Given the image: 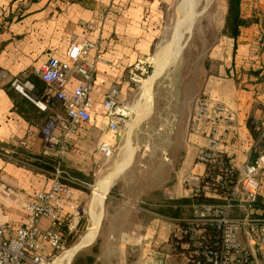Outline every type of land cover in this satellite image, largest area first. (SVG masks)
Listing matches in <instances>:
<instances>
[{"label":"crops","instance_id":"obj_1","mask_svg":"<svg viewBox=\"0 0 264 264\" xmlns=\"http://www.w3.org/2000/svg\"><path fill=\"white\" fill-rule=\"evenodd\" d=\"M162 1L0 0V227L7 228L10 236L24 226L25 206L33 194L50 187V171L42 162L57 159L58 153L47 148L42 128L49 117L63 114L64 110L54 97L48 112L41 113L28 99L12 90L9 83L15 79L29 82L33 90L28 95L42 101L49 90L31 75L32 70L44 65L51 57L65 58L73 40L85 37L96 47L86 58L95 65L94 107L90 122L69 141L61 160L71 179L67 185L76 197L77 210L87 215L89 227L88 212L94 189L114 177L103 200L97 235L75 254L73 263L76 259H91L92 264H154L161 261L154 248L165 240L164 223L188 217V213L182 214V202L189 199L183 178L194 173L195 158L202 148L203 138L193 134L190 137L191 144L195 141L197 149L193 144H187L189 135L184 144L179 141L183 151L180 162L185 159L183 169L173 170L170 158L165 155L153 172H129L136 153L131 134L140 125L141 128L145 125L141 113L146 108L142 106L141 111L135 110L133 115L138 113L139 120L131 118L130 124L124 126L126 132L121 138L123 127L116 132L109 131V119L102 104L112 88L118 92L119 104L132 103L130 97H125L129 93L128 75L136 65H147L152 60L160 37ZM239 8L242 19L256 22L241 29L232 43L222 42V46L213 48V57H219V51L227 57L224 69L229 72L226 76L220 75L222 79H213L205 90V95L226 105L236 123L239 142L227 151L236 169L264 153L256 152L264 144V0H240ZM237 67L257 72L254 73L257 76L246 77L248 85L243 87L244 91L234 83L240 78L235 79ZM74 80L80 78L74 76ZM54 91L52 88L51 92ZM231 96L237 99L230 101ZM191 112L184 125L176 117H171L169 124L166 118L162 123L161 114H155L154 109L153 118L148 119L145 129L154 130L155 135L145 141L161 142L164 138L163 142L168 139L170 145L172 139L163 137L160 132L174 129L176 123L185 127L187 136ZM150 113L151 109L147 114ZM102 144H106L112 154L113 148L122 151L121 163L128 153L126 146L130 145L133 154L124 168L128 169L126 172L124 169L123 172H94L98 148ZM256 210L255 218L264 220V190ZM235 211L238 210L233 213ZM70 218L65 210L60 223L66 224ZM233 218H242V214L239 212V216ZM49 229L50 222L42 220L41 235ZM246 232L244 229L241 240L248 245ZM167 250L163 246L159 252ZM251 250L257 264H264V247L255 245ZM51 254L43 243L41 255L49 257ZM168 262L175 263L166 260L164 264Z\"/></svg>","mask_w":264,"mask_h":264},{"label":"built area","instance_id":"obj_2","mask_svg":"<svg viewBox=\"0 0 264 264\" xmlns=\"http://www.w3.org/2000/svg\"><path fill=\"white\" fill-rule=\"evenodd\" d=\"M91 49L96 47L85 37H77L65 58L51 57L32 70L31 75L49 90L42 101L28 95L33 90L29 82L15 79L9 83L12 90L28 99L41 113L48 112L54 97L62 104L64 113L49 117L42 128L47 148L58 153V163L50 174V187L33 194L25 206L24 226L13 235L10 236L7 228L0 227V264H49L56 254L65 251L67 238L75 234L80 214L76 197L67 185L71 179L61 165V157L69 141L91 120L95 65L86 60ZM144 73V65H136L129 72L130 82L140 84ZM74 76L80 80H74ZM117 97L116 88H112L102 104L110 132L124 127L131 115L126 105L117 102ZM188 129L203 138V145L195 158L194 173L183 178V185L190 199L203 201L191 202L188 217L164 223L165 240L154 248L161 261L154 264H164L172 258L184 264H257L251 248L264 247V220L255 218L264 190V153L238 169L232 166L227 151L239 142L236 123L226 106L208 95L194 99ZM100 152L106 158L112 154L106 144L101 145ZM222 159L228 161L231 168L216 174L210 172ZM233 170L235 172H230ZM211 176L213 182L210 184L206 181ZM227 178L234 179L232 186ZM65 210L71 218L62 225ZM234 210H238L242 218H233ZM44 219L50 222V229L41 235L40 222ZM244 229H247L248 245L241 240ZM43 243L52 252L51 256L41 255ZM163 246L168 250L159 252Z\"/></svg>","mask_w":264,"mask_h":264},{"label":"rangeland","instance_id":"obj_3","mask_svg":"<svg viewBox=\"0 0 264 264\" xmlns=\"http://www.w3.org/2000/svg\"><path fill=\"white\" fill-rule=\"evenodd\" d=\"M181 1L182 0H163L161 3L162 17L161 24L158 26L160 37L156 48L152 52V60L149 62V64L144 65V70L146 73H144V75L140 78L141 84L130 82L128 75L127 81L129 84V93L125 97H130L129 100L130 102L132 101L130 105H127L128 109L130 110V114L133 115L137 109L141 111L142 106L147 108L146 111L144 110L145 113H141V118L143 122H145V125H143V128H141L140 125L138 128H136L133 134H131L133 137L132 147L136 150V153L131 166L128 168L130 169L129 172H153L157 168L159 160L161 158H165V155L170 158V165L172 166L173 170L183 169L185 159L183 162H180L181 157L183 156V151L179 141H182L184 144L186 137L189 135V141L187 144H193L194 148L197 149V144H195V141L192 142V144L190 141L192 133H190L188 129L190 134H187L186 136L185 127L179 126L176 123L174 129L168 131L163 130L160 132V135L163 137H170L172 139L170 145L168 144V139L165 141V143L163 142L164 138L161 142L147 143L148 141L145 140L152 138L155 135L154 130L149 131L145 129L147 121L149 118H153L155 109V114H161L162 123H164V118H166L167 123L170 124L172 118L176 117V119L180 120V124L184 125L186 118L189 116L192 110L194 99L200 95H205V90L209 85H211V81L213 79L220 78V75L226 76L229 72L228 69H224V65L228 63V60L222 51H219V57L212 56L213 48L215 46H222V42L232 43L231 40H233L231 30L228 31L226 27L228 0H211L208 6L203 1H199L197 6L198 12L201 13L205 8H208L199 18L196 19L190 35L184 38L185 46L178 59L172 64L168 65L162 73L158 74L152 85L151 97L145 102V99L143 98L145 88L144 85H146L148 80H150L151 76L155 72V65L153 61L157 57L156 55H158L161 47L167 46L176 37V22L178 18L177 11ZM251 70H244L238 67L235 70V79L238 76L240 78L235 80L234 83L238 88H240V90L244 91L243 87L248 85V82H246V77H249L250 75L257 76L254 74L257 72ZM137 74L139 75V73ZM235 98L236 97L231 96L229 100L234 101ZM240 100L243 99L240 98ZM150 109L151 113L147 114ZM132 115H130L128 120L125 121V126L130 124L129 120L131 118V120H139L138 113L137 116L135 115V117ZM131 128L132 127L130 126L129 130H131ZM121 130L120 137L122 138L126 130L124 127L121 128ZM169 131L172 133L169 134ZM114 137L118 138L116 135ZM127 146L128 147L126 148H129L128 157H132L133 149H131L129 144H127ZM100 147L101 145L99 146L98 151L100 150ZM258 151L264 152V144H261L260 147L257 148L256 152ZM122 155V151H119L116 148H113V154L109 158L103 156L99 151V157L95 159L94 163V172H115V169H117L118 166L122 164ZM171 162L173 164H171ZM174 162L176 163L175 165ZM98 187L99 186H97L94 191H96ZM94 193L95 192H93V194ZM185 200H187L185 202L189 203L187 206H185V203H182V208L184 209L182 214H189V206L194 200L190 198ZM90 212L91 207L88 212L89 215ZM101 212L102 207L100 211L99 224L101 220ZM79 213L80 221L76 227L75 234L71 235L73 236L72 240H70L72 243H68L67 240L65 251L61 254H56L49 264H64L62 260L65 257L66 252L78 245L85 237L87 233L86 231H88L87 229L89 227L88 217L81 212ZM232 216H239V212L235 211ZM93 238L89 242H91ZM76 255L72 258L70 264H73V260L75 259ZM170 260H173L175 262L174 264H184L178 259L172 258ZM168 264H173V262H168Z\"/></svg>","mask_w":264,"mask_h":264},{"label":"bare ground","instance_id":"obj_4","mask_svg":"<svg viewBox=\"0 0 264 264\" xmlns=\"http://www.w3.org/2000/svg\"><path fill=\"white\" fill-rule=\"evenodd\" d=\"M199 1H203L208 6L211 0H182L181 1L178 7V11H177L178 18L176 22V37L172 40L170 44H168L167 46L161 47V49L158 52V55H156L157 57L153 61L155 65V72L151 76L150 80H148L146 85H144L145 88H144L143 98L145 99V102L148 101L151 97L152 85L155 79L157 78L158 74L162 73L168 65L172 64L178 59V57L180 56L185 46L184 38L190 35L193 29V26L196 22V19L199 18L202 15V13L205 12L206 9L208 8V7L205 8L201 13L198 12L197 6H198ZM140 84H141V81H140ZM128 151H129V148H128ZM128 155L129 154L127 153L122 164L119 165L117 169H115V172H122L123 169L127 167L126 165L128 164L130 157H131V156L128 157ZM113 177L109 178L107 181L100 184L98 189L94 191L95 193L93 194L91 212L89 215L90 227L88 228V231L85 237L83 238V240L78 245L73 247L71 250L66 252L65 257L62 260L64 264H70L72 258L77 253V251L89 245L95 239L97 235V230L99 227L100 211L103 205V200H104L105 194L109 186L111 185ZM101 216H102V212H101ZM92 238L93 240L89 242Z\"/></svg>","mask_w":264,"mask_h":264},{"label":"trees","instance_id":"obj_5","mask_svg":"<svg viewBox=\"0 0 264 264\" xmlns=\"http://www.w3.org/2000/svg\"><path fill=\"white\" fill-rule=\"evenodd\" d=\"M239 6H240V0H228V13H227L226 27L228 31L231 30L233 40H235L239 36L241 29L250 27L252 24H255L256 22L253 19H250V20L242 19L240 17ZM42 163H43V167L46 168L48 171H50V174H51L54 171V168L57 165L58 160L48 159V160H44ZM61 165L63 169L65 170V172H67L63 162H61ZM230 168H231L230 163L226 161L225 159H222L221 164L217 165L215 168H212L210 172H214L216 174L220 172V170L230 169ZM230 172H235V171L233 170ZM214 173L213 175H215ZM206 182L211 184L213 182V176L208 178ZM227 183H229V186H232V184L234 183V179L227 178ZM193 200L203 201V199H197V198H194ZM182 203H185V206H187L189 202H182ZM72 238L73 236L71 235L67 238L68 243H72V241H70L72 240ZM73 264H92V260L86 259L85 261H78L76 259V261Z\"/></svg>","mask_w":264,"mask_h":264},{"label":"water","instance_id":"obj_6","mask_svg":"<svg viewBox=\"0 0 264 264\" xmlns=\"http://www.w3.org/2000/svg\"><path fill=\"white\" fill-rule=\"evenodd\" d=\"M78 251H79V250H78ZM78 251H77V252H78Z\"/></svg>","mask_w":264,"mask_h":264}]
</instances>
